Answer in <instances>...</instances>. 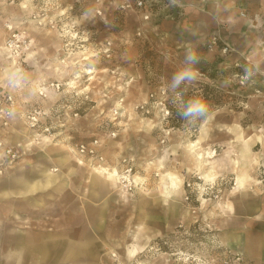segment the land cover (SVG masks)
I'll return each instance as SVG.
<instances>
[{
    "label": "rangeland",
    "instance_id": "1",
    "mask_svg": "<svg viewBox=\"0 0 264 264\" xmlns=\"http://www.w3.org/2000/svg\"><path fill=\"white\" fill-rule=\"evenodd\" d=\"M207 1L148 0L140 11L135 0H0V92L16 99L11 123L0 125V189L21 168L47 164L53 149L82 163L53 200L33 196L30 209L8 212L13 198L0 199V264H264L226 242L243 228L245 245L253 238L239 207L264 208L261 198L231 199L233 159L242 172L264 162L254 91L261 79L237 78L245 66L264 73V17L250 30L242 7L222 19ZM190 50L200 76L173 87ZM14 70L20 86L9 83ZM197 98L208 119H182L178 112ZM35 110L42 114L33 130L27 115ZM96 142V155L80 150ZM121 174L132 180L126 190ZM82 238L89 247L67 254Z\"/></svg>",
    "mask_w": 264,
    "mask_h": 264
},
{
    "label": "crops",
    "instance_id": "2",
    "mask_svg": "<svg viewBox=\"0 0 264 264\" xmlns=\"http://www.w3.org/2000/svg\"><path fill=\"white\" fill-rule=\"evenodd\" d=\"M206 5L210 6L211 11L221 12L220 17L222 19H227V14L224 16L222 15V12L224 10L234 7L238 8L239 6L242 7L244 11L247 12V17H249L250 19L243 18L241 20L243 22L247 21L250 30H253L255 28H252L250 24L255 25L263 23V20L261 18L259 20L258 17H264V0H208ZM204 16L208 15L204 14ZM227 136L228 137L225 143L227 146H229V135ZM241 139L243 142H246L245 138L239 136V140ZM257 140L259 143L264 144V133L262 135H259ZM246 149L248 150L249 148L246 147ZM70 152L71 151L69 149H65L64 151L53 149L48 154L49 158L47 159V164H36L30 166V168L25 167L21 168L19 171L14 172L9 177L10 186L6 189H0V199L2 198V200L4 201V198H13L14 200L13 203H10L8 205L7 211L12 212V209H16V206H19L20 210L24 209L26 211L30 209L33 196L38 197L37 200H39L41 203H44L46 199H55L59 195V193L64 190V187L68 184V182L71 181V177L72 175H74V172L77 171L80 166H82V163H78L77 161L72 160V155ZM243 156L245 157V154H243ZM233 160L235 162V164H233L235 172L237 174L238 185L231 192V199H233V197L238 198L240 196H242V198L251 196L254 200H256L257 198L264 199V172L261 176H257L250 172L252 170L254 171L256 168H258V166H261L264 169V162L262 164L259 162L261 165L252 163L251 165L246 166V171L242 172L243 167L240 165L239 159L235 158ZM255 161L257 162V160ZM92 173L95 176L101 177L100 175H98L95 169H93ZM240 177H243V179H241L242 182H244V185L241 184ZM105 182L107 183V181ZM111 185L118 186L116 184ZM226 208L230 213H234L236 209L232 204L226 205ZM237 215L243 217V219L245 220L244 224L246 222L253 223V238L248 239L245 245V237H242L245 230L243 228L242 230H239L238 236L227 238V244H229V242L237 243V246L242 249L249 258H252L257 262H264V208L256 209V207H253L252 211H246L245 208L239 207ZM2 222H4V214L1 217L0 213V224H2ZM11 231L14 232V230ZM77 231L79 232V230ZM81 231H84V229L81 228ZM141 232H143V226H141L140 233ZM82 240L83 238L80 240H75V247H79V245L82 249L86 246L89 247V242L79 243ZM136 242L137 241H135V245L139 246V244L137 245ZM40 247L44 248L46 246L43 245ZM40 247L38 249L39 252ZM80 247L73 252L67 253L66 251V253L75 254L78 250H81ZM48 253L49 252L47 251V254ZM5 256H8L6 258H9L10 256H13V254L9 253L7 250L5 252ZM69 262L70 261H68V263Z\"/></svg>",
    "mask_w": 264,
    "mask_h": 264
},
{
    "label": "built area",
    "instance_id": "3",
    "mask_svg": "<svg viewBox=\"0 0 264 264\" xmlns=\"http://www.w3.org/2000/svg\"><path fill=\"white\" fill-rule=\"evenodd\" d=\"M97 2H100V0H97ZM147 4H148V0H135V2L131 5L137 10L143 11L147 8L148 6ZM131 5H130L129 0H125L123 7H126V6L130 7ZM142 15L144 16L145 20L149 19V15L147 14H142ZM14 43L15 42H13L12 45H14ZM244 74L245 73L243 72L237 75V78L240 81L241 85H246L247 83L256 82L255 79L256 80L261 79L262 87L256 88L254 91H255L256 97L260 99L259 103L261 105V108L264 114V73H260V72L259 74L253 73V75H251L248 80L241 83V77H243ZM18 85L20 86V83ZM15 105H16V99L12 94H9V93L6 94L5 91L0 92V125L6 126L11 123L12 119L15 116ZM41 114H42L41 112L35 110V111L30 112L27 115L28 125L31 129L34 130L37 126H39ZM3 144L4 143L0 141V147H2ZM97 144L98 142L92 144L88 148L85 145H81L80 150L82 152H85L91 155H96L97 154ZM6 153H8L9 156H12V159H16L19 155V151L15 149L14 146H9L6 149Z\"/></svg>",
    "mask_w": 264,
    "mask_h": 264
},
{
    "label": "clouds",
    "instance_id": "4",
    "mask_svg": "<svg viewBox=\"0 0 264 264\" xmlns=\"http://www.w3.org/2000/svg\"><path fill=\"white\" fill-rule=\"evenodd\" d=\"M86 19L91 18V10H86L83 15ZM105 23H108L105 20ZM200 61L199 54L196 51H188L184 57L183 67L179 72H177L172 78V86L179 87L185 82H196L200 76L199 68L195 67ZM256 71H259V66H255ZM244 76L241 77V83L248 80L251 75H253V70L248 66H245ZM23 79V74L19 70H14L9 74L10 85H18ZM178 115L184 120H192L194 118H199L200 121H206L209 116L208 105L200 98L190 100L184 106L183 111L178 112Z\"/></svg>",
    "mask_w": 264,
    "mask_h": 264
},
{
    "label": "bare ground",
    "instance_id": "5",
    "mask_svg": "<svg viewBox=\"0 0 264 264\" xmlns=\"http://www.w3.org/2000/svg\"><path fill=\"white\" fill-rule=\"evenodd\" d=\"M243 16H245V15H243ZM102 167V166H101ZM101 167H99V168H101ZM107 168V167H106ZM108 169V168H107ZM118 172H117V170H115L114 171V173H112V175H114V176H117L118 174H117ZM122 176H123V178L121 179V185L123 186V188H124V190H126V187L128 186V183L130 184V183H132V180H131V178H129V176H126V175H123V174H121ZM107 177V176H106ZM113 177V176H112ZM118 177V176H117ZM172 183L174 184V185H176V181L172 178ZM241 181H242V179H241ZM115 184V183H114ZM119 185V184H118ZM242 185H244V182H242ZM244 188V187H243ZM179 194V193H178Z\"/></svg>",
    "mask_w": 264,
    "mask_h": 264
}]
</instances>
